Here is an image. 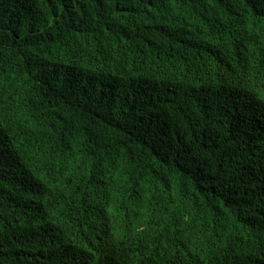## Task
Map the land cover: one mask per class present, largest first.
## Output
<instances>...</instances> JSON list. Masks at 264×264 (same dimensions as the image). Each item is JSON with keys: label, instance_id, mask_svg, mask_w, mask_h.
I'll list each match as a JSON object with an SVG mask.
<instances>
[{"label": "trees", "instance_id": "1", "mask_svg": "<svg viewBox=\"0 0 264 264\" xmlns=\"http://www.w3.org/2000/svg\"><path fill=\"white\" fill-rule=\"evenodd\" d=\"M0 264H264V0H0Z\"/></svg>", "mask_w": 264, "mask_h": 264}]
</instances>
